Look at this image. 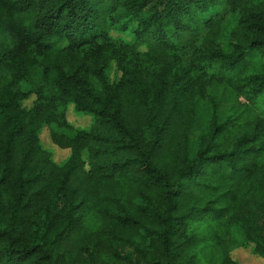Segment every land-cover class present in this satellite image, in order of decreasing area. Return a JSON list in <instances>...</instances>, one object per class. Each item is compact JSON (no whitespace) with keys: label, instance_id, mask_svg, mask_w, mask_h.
Returning <instances> with one entry per match:
<instances>
[{"label":"trees","instance_id":"trees-1","mask_svg":"<svg viewBox=\"0 0 264 264\" xmlns=\"http://www.w3.org/2000/svg\"><path fill=\"white\" fill-rule=\"evenodd\" d=\"M239 248L264 259V0H0V264Z\"/></svg>","mask_w":264,"mask_h":264},{"label":"rangeland","instance_id":"rangeland-1","mask_svg":"<svg viewBox=\"0 0 264 264\" xmlns=\"http://www.w3.org/2000/svg\"><path fill=\"white\" fill-rule=\"evenodd\" d=\"M215 91L219 95L220 90L215 88ZM229 103H231V100H228L227 104ZM67 114H68V119L73 124L78 125V126H87L91 121L90 115L84 112L76 111L72 108V106L68 108ZM41 140L45 145H47V142L49 141L47 130L42 132ZM66 155H67L66 150L57 149V148L55 149L54 157L57 161L62 160ZM88 217L89 215L86 216V220H88ZM232 256L237 258L238 261L243 264H264V259L251 254L248 249H241V248L236 249L232 252Z\"/></svg>","mask_w":264,"mask_h":264}]
</instances>
